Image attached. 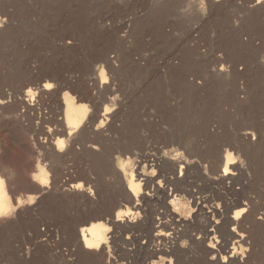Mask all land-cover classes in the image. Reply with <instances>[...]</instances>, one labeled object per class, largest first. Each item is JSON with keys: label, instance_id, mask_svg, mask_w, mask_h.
Returning <instances> with one entry per match:
<instances>
[{"label": "rangeland", "instance_id": "rangeland-1", "mask_svg": "<svg viewBox=\"0 0 264 264\" xmlns=\"http://www.w3.org/2000/svg\"><path fill=\"white\" fill-rule=\"evenodd\" d=\"M256 1L0 0V264H228L223 246L229 264H264ZM67 100L88 111L70 134ZM90 222L108 228L99 250L80 241ZM159 223L179 232L157 238Z\"/></svg>", "mask_w": 264, "mask_h": 264}, {"label": "bare ground", "instance_id": "bare-ground-1", "mask_svg": "<svg viewBox=\"0 0 264 264\" xmlns=\"http://www.w3.org/2000/svg\"><path fill=\"white\" fill-rule=\"evenodd\" d=\"M218 1V0H217ZM261 2H262V0H257L256 2H255V4H256V6L258 5V4H261ZM255 6V5H254ZM105 78V77H104ZM103 78V79H104ZM100 84V83H99ZM49 86H47V88H48ZM46 88V87H45ZM50 90V89H49ZM26 94L27 95H32V90L31 89H28L27 91H26ZM25 94V97L27 96ZM110 106V105H109ZM108 109V108H107ZM107 111V110H106ZM91 112V111H90ZM65 113H66V127H67V129H68V133L70 134V133H72V131H73V129H76L77 127H79V126H81V125H83V124H88L87 122H88V111H87V108H86V106H82V105H76L74 102H72L71 100L70 101H68L67 100V103H66V109H65ZM108 114V113H107ZM102 115H104V114H102ZM63 139H59L58 140V147H59V150H60V147L61 146H63ZM176 154V153H175ZM180 154H181V152H180ZM178 155V154H177ZM173 156H175V155H173ZM176 158L177 159H175V162L173 163V167H176L177 165H179L181 162H183V159H181V158H183V157H181V158H179L178 156H176ZM172 159V158H171ZM169 160V159H168ZM233 160H235L234 159V157H233V154L230 152V151H227L226 152V154H225V156L221 159V161H220V163L223 161V171H221V175H219L220 177H221V179H223V180H225L226 181V179H234V176H235V173H234V164H236V161H233ZM185 164H186V161H185ZM187 165V164H186ZM183 166V165H182ZM181 166V167H182ZM184 167V166H183ZM237 167V166H236ZM131 169V168H130ZM129 170V169H128ZM234 170V171H233ZM131 172V171H130ZM132 174V173H131ZM218 175V174H217ZM39 177H40V180L41 181H43V182H45L46 180H47V176L45 175V173L43 172V171H40V175H39ZM165 181V180H164ZM47 182V181H46ZM45 182V183H46ZM129 190L134 194V197L135 198H137L138 197V195H137V191H138V188H139V186H138V183H136L135 182V180L134 179H131L130 180V178H129ZM42 184H44V183H42ZM79 187V186H78ZM157 188V187H156ZM164 188V187H163ZM40 189H41V187H40ZM89 189V188H88ZM162 189V188H161ZM156 190H160V187L158 188V189H156ZM89 191V190H88ZM164 191V190H163ZM157 192V191H156ZM158 194V193H157ZM167 194V193H166ZM89 195V194H88ZM91 195V194H90ZM172 195V194H171ZM176 196V195H175ZM143 197V196H142ZM134 198V199H135ZM169 198V197H168ZM178 197H175V198H173L171 201L173 202V204H174V206L176 207L177 205H179L180 204V200H178L177 199ZM132 199V198H131ZM140 199V198H139ZM6 202V195H5V193H4V190H3V187H2V182L0 181V211H2V210H5V209H7V203H5ZM246 203V202H245ZM245 203H241V201L238 203H236L239 207L240 206H244L245 205ZM138 204V203H137ZM137 206H139V205H136V207ZM200 206V205H199ZM236 206V205H235ZM121 207V206H120ZM245 208L243 207L242 209H240V210H237V211H235V214L233 215V216H231V219H229L228 221H227V224L228 225H232V224H234V225H240L241 224V222L238 220L239 219V217L245 212ZM128 211V210H127ZM247 211V210H246ZM120 213H122V212H120ZM126 213V212H125ZM125 213H123L122 215L124 216V214ZM118 214V213H117ZM122 215H118V217L120 218ZM119 218H117V220L119 221ZM102 219V218H101ZM91 220H93V219H91ZM99 220V219H98ZM114 221V220H113ZM83 222V221H82ZM89 221L88 220H84V223H88ZM92 222V221H91ZM90 222V225H88V226H86V227H84L82 230H81V238H80V241H81V244H82V246H83V248L84 249H86V250H93V249H98V248H100L102 245H103V243H104V241H105V238H106V234H107V230H108V228L106 227V225L103 223V222H94V223H91ZM162 223V222H161ZM222 224V223H221ZM221 224H220V222H215V223H213V224H211V229H207V230H205V231H203V232H201L200 233V235L197 237V239H198V241H200V242H205V241H207V240H210V243H213L212 242V240L214 241V238L216 237V232H217V230H219L220 228H221ZM160 225V223L156 226V229H158V230H156V231H158L157 232V238L158 237H163L164 238V236L166 237V238H168V237H170L172 234L174 235L175 234V232L173 231L172 232V230L170 231V233H168V230H166V232L165 231H163L162 230V228L160 229L159 227H161V226H159ZM227 227V226H226ZM235 227V226H234ZM230 228V227H229ZM234 229V228H233ZM232 229V230H233ZM236 229V228H235ZM227 230L228 229H226V231H225V229H224V235H226V236H234V237H239V238H241V240L243 239V235L242 234H240V233H238V232H236V230H234L233 232H227ZM176 231V230H175ZM229 231V230H228ZM179 232V231H178ZM177 232V233H178ZM176 233V234H177ZM175 234V235H176ZM172 235V236H173ZM171 236V237H172ZM174 237H176V236H174ZM189 237V236H188ZM173 238V237H172ZM217 238V237H216ZM190 239H192V241L193 240H195L196 238H190ZM229 240V239H228ZM218 241V240H217ZM239 241V240H238ZM228 242V241H227ZM240 242V241H239ZM216 243V242H215ZM228 245V244H227ZM210 246V249H211V252H214L215 253V251H216V253H217V251H218V249L219 248H221L222 246L221 245H218V243H217V245L215 244H211V245H209ZM229 246V245H228ZM233 247V246H232ZM234 248V247H233ZM242 248V247H241ZM222 249H224L225 250V253H226V255L223 257V263H231L232 261H234V262H240V259L238 258V254H237V252H236V248H234L235 250H233L234 252H232L231 254H229L230 252H229V250L230 249H227L225 246H223L222 247ZM226 249H227V251H226ZM99 250V249H98ZM241 254V253H240Z\"/></svg>", "mask_w": 264, "mask_h": 264}]
</instances>
